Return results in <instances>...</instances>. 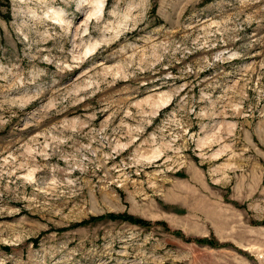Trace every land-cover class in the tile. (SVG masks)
Wrapping results in <instances>:
<instances>
[{
  "label": "rangeland",
  "instance_id": "374dc122",
  "mask_svg": "<svg viewBox=\"0 0 264 264\" xmlns=\"http://www.w3.org/2000/svg\"><path fill=\"white\" fill-rule=\"evenodd\" d=\"M0 264H264V0H0Z\"/></svg>",
  "mask_w": 264,
  "mask_h": 264
},
{
  "label": "trees",
  "instance_id": "16d2710c",
  "mask_svg": "<svg viewBox=\"0 0 264 264\" xmlns=\"http://www.w3.org/2000/svg\"><path fill=\"white\" fill-rule=\"evenodd\" d=\"M107 217L111 218L114 217V215H107ZM118 218L121 217V220H125V221H130L132 222L133 224H140V223H143V221L139 220V219H133L131 218V215H128V216H117Z\"/></svg>",
  "mask_w": 264,
  "mask_h": 264
}]
</instances>
